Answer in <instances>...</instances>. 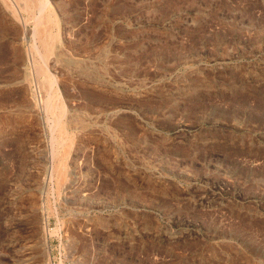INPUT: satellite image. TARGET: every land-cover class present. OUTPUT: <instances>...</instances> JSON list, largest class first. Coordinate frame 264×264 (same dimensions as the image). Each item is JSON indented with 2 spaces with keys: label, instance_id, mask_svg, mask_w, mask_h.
Here are the masks:
<instances>
[{
  "label": "rangeland",
  "instance_id": "rangeland-1",
  "mask_svg": "<svg viewBox=\"0 0 264 264\" xmlns=\"http://www.w3.org/2000/svg\"><path fill=\"white\" fill-rule=\"evenodd\" d=\"M39 6L0 0V264H264V0H47L49 51Z\"/></svg>",
  "mask_w": 264,
  "mask_h": 264
},
{
  "label": "bare ground",
  "instance_id": "bare-ground-1",
  "mask_svg": "<svg viewBox=\"0 0 264 264\" xmlns=\"http://www.w3.org/2000/svg\"><path fill=\"white\" fill-rule=\"evenodd\" d=\"M30 1V0H29ZM46 2H47V0H40V6H39V14L38 15H36L35 17H33V21L35 22V29H34V31H33V34L34 35H38V37L40 36V38H41V40H40V42H41V44L44 46V48H45V50L46 51H49V49H50V40H51V38H52V33H51V31H49V29L47 30V28H45L46 26H44L43 25V19H45V22L47 23H49V22H51V17H49V14L47 13V14H44L42 11H44L45 12V7H46ZM26 4V3H25ZM29 4V3H28ZM27 4V5H28ZM47 9V8H46ZM43 13V14H42ZM44 17V18H43ZM53 24V23H52ZM42 25H43V28H42ZM47 25V24H46ZM49 26V25H48ZM43 31V35H41L40 33H42V31ZM43 48V47H42ZM51 51V50H50ZM43 52V51H42ZM46 54V53H45ZM36 69V68H35ZM48 81V80H47ZM53 107H55L56 108V112H57V118L59 119V117L61 116V106L58 104V103H54L53 104ZM47 109V108H46ZM60 115V116H59ZM59 116V117H58ZM63 117V116H62ZM57 124V123H56ZM54 125V124H53ZM60 156V155H59ZM64 156V155H63ZM60 160V159H59ZM60 169V168H59ZM56 171H59L58 170V168L56 167ZM49 174V173H48ZM65 175V174H64ZM50 178V177H49Z\"/></svg>",
  "mask_w": 264,
  "mask_h": 264
}]
</instances>
